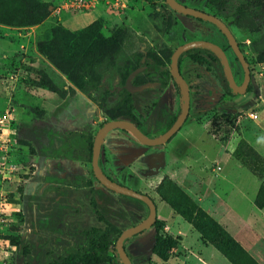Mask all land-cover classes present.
<instances>
[{"label": "rangeland", "instance_id": "374dc122", "mask_svg": "<svg viewBox=\"0 0 264 264\" xmlns=\"http://www.w3.org/2000/svg\"><path fill=\"white\" fill-rule=\"evenodd\" d=\"M35 1L47 6L38 12L37 23L0 22V115L13 110L12 141L3 137L0 150V264H54L86 246L92 228L112 232L110 264H122L112 251L114 245L124 230L148 216V208L104 190L95 180L90 151L97 132L112 121L109 115L120 114L127 93L132 94L129 113L147 137L156 138L172 126L182 100L170 74V58L185 43L207 41L219 46L237 85L243 81V70L215 26L170 10L165 0H130L125 8L103 3L83 12L69 10L66 3L71 0ZM177 1L227 25L251 80L245 94H232L225 87L219 61L192 50L180 64L190 94L189 113L170 141L146 147L121 130L104 138L100 161L105 173L156 205L153 225L125 243L133 264H171L183 233L199 235L192 227V221L199 219L198 209L216 223L213 216L225 223L226 212H219L230 200L234 182L255 179L256 209L255 199L264 184V64L258 63L264 52V0ZM23 2L31 7L33 1ZM19 9L15 0H0L3 17L15 19ZM100 10L108 14L103 36L122 30L124 34L118 36L123 41L111 57L91 64L80 60L78 76L88 83L82 92L45 53L56 57L51 49L60 38L56 29L75 34L98 20L95 13ZM193 56L202 57L203 63L194 62ZM127 66L135 70L124 78ZM129 143L135 150L123 151ZM63 146L72 159L43 155ZM164 176L187 197L186 201L168 194L172 203L181 205L180 212L156 194ZM97 189L109 197L112 214L104 222L97 220L93 209ZM156 229L171 244L161 259L152 252Z\"/></svg>", "mask_w": 264, "mask_h": 264}, {"label": "trees", "instance_id": "16d2710c", "mask_svg": "<svg viewBox=\"0 0 264 264\" xmlns=\"http://www.w3.org/2000/svg\"><path fill=\"white\" fill-rule=\"evenodd\" d=\"M16 6L20 7L19 11L16 13V18L11 19L8 17H3V14L0 13V22L11 25H25V24H34L38 22V12L46 9V5L43 3L36 2L32 0V6H24L23 1L28 0H15ZM262 1V0H258ZM7 16V15H6ZM187 18L195 19L189 16ZM20 18V22H17L16 19ZM201 21L199 19H195ZM103 21L98 19L94 21L90 26L82 29L81 31L75 34H69L62 32L61 29H56L54 33L59 35V41L56 44H53L51 49L52 52L56 55L55 58L51 57L48 52L45 53V56L48 57L51 63L55 68L60 71L68 80L73 84V86L85 92V88L88 85L84 81L83 77L78 76L79 71V62L80 60L89 62L88 64L95 63L96 61L101 60L105 57H111L115 55L122 45V39L120 40V34H124V31L118 30L110 37H104L102 34L103 30ZM227 26V25H226ZM192 50L184 52L178 59V67L180 70V64L182 57L190 53ZM193 51H202L204 52L211 61H217L218 59L214 54L203 49H194ZM192 60L198 64L203 63V58L200 56H193ZM258 63L264 64V52L259 55ZM135 70L134 68H129L127 66L126 73L124 78H126L130 72ZM225 87L230 91L227 82L224 78ZM132 94L127 93V97L122 102L120 107V114L118 116L109 115L112 120H127L133 123L138 127L136 119L129 113L133 108L131 103ZM176 120V119H175ZM122 132L126 133V131ZM143 133V132H142ZM146 135V134H145ZM73 139V145L76 140ZM80 138V137H78ZM65 146L61 147L56 151H50L44 156H49L51 158L63 157L72 159V155H65ZM92 154V147H91ZM91 157V156H90ZM99 165H101L99 161ZM104 190L109 191L108 189L102 187ZM156 194L164 201L166 204H169L175 211H181V205H175L170 201L168 194H177L179 198L187 201V197L184 193L170 180L169 177L164 176L159 185L157 186ZM264 193V184L260 188L257 198L255 199V206L261 209L264 206V198L262 194ZM97 196V201L93 203V209L96 214V218L99 222H104L105 216L111 215V210L107 207L109 204V197L107 194L101 190L97 189L95 191ZM131 201H136L142 204L140 201L124 197ZM194 205V203L188 199V205ZM199 216V219H194L192 221V227L199 233L203 242L211 245L220 255H222L230 264H257L242 247L213 219H211L204 211L201 209L197 210L196 213ZM206 226L210 228L207 229ZM156 228V225H154ZM157 234L154 238L155 244L152 248L153 254L157 255L160 259L164 258L167 255V249L171 245L168 243L167 238H162L158 235V230L156 229ZM143 233V232H142ZM140 233V234H142ZM138 234V235H140ZM112 232L111 231H102L100 229L92 228L88 235V243L86 246L79 247V249L72 254H68L66 257L58 259L54 264H110V257L108 252L112 247L110 241ZM120 236V235H119ZM137 236V235H136ZM130 239V238H129ZM124 241V249L133 264L130 253L126 249L125 243L129 240ZM178 246L177 244H172V247ZM113 253L116 254L115 245L113 248ZM117 260L120 261L117 257Z\"/></svg>", "mask_w": 264, "mask_h": 264}, {"label": "water", "instance_id": "95a60500", "mask_svg": "<svg viewBox=\"0 0 264 264\" xmlns=\"http://www.w3.org/2000/svg\"><path fill=\"white\" fill-rule=\"evenodd\" d=\"M165 2L170 10L178 14L189 16L195 19H199L201 21L208 22L212 24L213 26H215L226 38L231 50L233 51L235 55V58L237 59V61L242 67L244 76H243L242 84L240 86L237 85L234 80L231 68L229 66L228 59L224 51L219 46L212 44L210 42H207V41H191V42L185 43L179 46L173 52L170 58V74L173 80L175 81V83L178 85L179 92L181 95V100H182V108H181L180 114L178 115L177 119L172 124V126L168 130H166L162 135L156 138H149L144 133H142V131L138 127H136L133 123L127 120H112V121L105 123L97 132L93 145H92V154H91V169H92V173L96 181L101 186H103L104 188L110 191H113L121 196L129 197V198L140 201L141 203L146 205V207L148 208V216L138 225L124 230L120 234V236L118 237L115 243V251H116L118 259L120 260L122 264H132L124 249V246H123L124 241L133 236H136L142 233L143 231H145L146 229L150 228L153 225L156 219V205L153 202V200L147 195L140 194L129 188H126L123 185L117 184L111 181L103 173L99 165V160H100L101 146H102V143L106 135L112 130H123V131L130 133L141 144H143L146 147H157V146L164 145L168 143V141H170V139L180 130V128L184 124L188 116V113H189V108H190L189 89L178 67L179 57L184 52H187L189 50L203 49V50L211 52L212 54L216 56V58L218 59L222 67L224 78L232 94H235V95L245 94L247 91L248 85L250 83V80H251L248 64L244 58L243 53L241 52V49L237 41L235 40L234 36L232 35L228 27L219 18L211 14L202 12L200 10L193 9L185 5H182L177 0H165Z\"/></svg>", "mask_w": 264, "mask_h": 264}, {"label": "crops", "instance_id": "0c3cea01", "mask_svg": "<svg viewBox=\"0 0 264 264\" xmlns=\"http://www.w3.org/2000/svg\"><path fill=\"white\" fill-rule=\"evenodd\" d=\"M95 14L103 22L108 18V14L103 10L96 11ZM122 149L131 152L132 149L135 150V146L129 143ZM139 153H142L141 150ZM120 160H123L122 157ZM106 166L108 168L109 165ZM255 183V179L235 181L230 190V200L219 212V214L226 212L227 220L221 217L226 222L223 223L213 217L257 264H264V207L256 209L253 206L257 192ZM180 243L176 257L170 261L171 264H230L211 245L201 241L199 235L193 231L183 233ZM151 246L149 244L147 250H150Z\"/></svg>", "mask_w": 264, "mask_h": 264}, {"label": "built area", "instance_id": "2783aa9c", "mask_svg": "<svg viewBox=\"0 0 264 264\" xmlns=\"http://www.w3.org/2000/svg\"><path fill=\"white\" fill-rule=\"evenodd\" d=\"M130 0H71L66 3V6L71 11H86L93 10L101 4L111 6L112 8H125ZM13 110H4L0 115V150H3V137H6L7 143H10V131H11V122H12ZM14 143H12L13 145ZM5 159V156L2 157Z\"/></svg>", "mask_w": 264, "mask_h": 264}, {"label": "flooded vegetation", "instance_id": "af4514ba", "mask_svg": "<svg viewBox=\"0 0 264 264\" xmlns=\"http://www.w3.org/2000/svg\"><path fill=\"white\" fill-rule=\"evenodd\" d=\"M236 61H237V59H236ZM238 62V61H237ZM180 71V70H179ZM242 84V82L241 83H239L238 85L240 86ZM249 86V85H248ZM121 132H122V130H121ZM100 161V160H99ZM100 163H101V161H100ZM100 167H101V169H102V166L100 165ZM102 171H103V173L106 175V177H108L111 181H113V182H115V180L113 179V178H111L110 176H108L106 173H105V171L102 169ZM96 180V179H95ZM115 183H117V182H115ZM117 184H119V183H117ZM121 185V184H120ZM103 187V186H102ZM102 190V189H101ZM104 191V190H103ZM110 191V190H109ZM105 192V191H104ZM111 192H113V191H111ZM115 193V192H114ZM108 196V195H107ZM124 197V196H123ZM108 207V206H107ZM134 237V236H133Z\"/></svg>", "mask_w": 264, "mask_h": 264}]
</instances>
